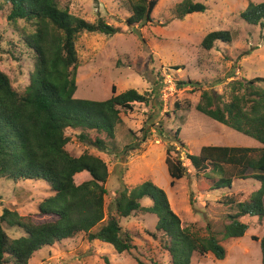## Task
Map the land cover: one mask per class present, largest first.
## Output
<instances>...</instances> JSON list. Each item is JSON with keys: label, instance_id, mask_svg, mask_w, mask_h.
I'll return each mask as SVG.
<instances>
[{"label": "rangeland", "instance_id": "1", "mask_svg": "<svg viewBox=\"0 0 264 264\" xmlns=\"http://www.w3.org/2000/svg\"><path fill=\"white\" fill-rule=\"evenodd\" d=\"M130 1L59 0L61 8H67L74 16L92 23L102 18L119 29L112 36L84 33L78 38L80 67L75 98L106 100L114 96L112 87L115 86V95L135 89L152 99L149 105L136 104L133 111L121 112L123 123L115 130L117 151H101L80 142L75 137L78 131L73 130L67 131L71 141L66 150L75 157L87 151L108 165L106 213L117 191L151 181L166 192L182 228L189 227L202 237L211 231L218 233L228 217L237 212L236 207L226 203L228 198L247 202L260 184L251 177L252 170L245 172V167L226 166L235 177L232 188L213 191L203 173L197 174L192 169L186 154L197 155L204 146L256 149L262 145L199 113L195 106L203 90H213L227 101L233 79L264 78V27L248 25L240 17L249 3L260 4L264 0H194L204 4L207 10L183 19L175 13L183 0H159L152 20L142 26L126 23ZM215 31H229L232 42H217L207 51L202 41ZM33 57L0 15V69L20 93L30 83ZM190 81L194 84L190 85ZM159 124L171 132V137L161 134L157 129ZM177 130L185 148L173 141ZM169 149H172L171 156L167 154ZM168 157L173 161L180 157L189 170V175L175 181L174 186L167 168ZM82 174L76 176L77 184L90 179L87 172ZM50 195L52 191L41 181L0 179V216L4 208L15 209L22 215H35L39 204ZM141 203L152 204L147 198ZM242 220L248 225V231L241 238L222 242L226 250L224 260L216 259L212 253L201 256L194 252L191 264H262L260 240L264 236V217L246 216ZM35 221L44 219L35 216ZM156 224L157 217L146 213L121 220L136 246L130 253L119 255L112 246L100 241L89 242L80 234L43 248L33 255L30 264H172L162 246L161 235L156 232ZM6 233L12 239L25 236L17 227L7 229ZM153 233L157 236L153 237Z\"/></svg>", "mask_w": 264, "mask_h": 264}, {"label": "trees", "instance_id": "2", "mask_svg": "<svg viewBox=\"0 0 264 264\" xmlns=\"http://www.w3.org/2000/svg\"><path fill=\"white\" fill-rule=\"evenodd\" d=\"M158 3L159 0L130 1V16L126 23L142 26L150 22ZM206 10L202 3L183 0L175 13L183 19ZM0 15L34 56V69L24 93L18 92L9 76L0 69V179L41 181L52 191V195L39 204L35 215L3 209L0 264H30L33 255L43 248L80 234H84L89 242L100 241L112 246L119 255L130 253L136 246L121 220L137 213L157 217L156 232L161 235L162 246L169 253L172 264H191L194 252L201 256L212 253L216 259L224 260L226 250L222 242L241 238L248 231L249 227L242 219L264 217V78L233 79L227 101L213 90H203L195 106L199 113L262 145L256 149L204 146L197 155L186 154L192 169L197 174L203 173L213 191L232 188L235 177L226 166L245 167V172L252 170L251 177L260 184L259 190L247 202L238 203L232 197L228 198L226 203L236 207L237 212L228 217L218 233L211 231L202 237L189 227H181V220L172 210L166 192L151 181L117 191L106 213L108 165L87 151L75 157L66 150L71 141L67 131L73 130L78 131L75 137L80 142L101 151H117L115 130L123 123L121 112L133 111L136 104L149 105L152 100L135 89L115 95V86L112 87L114 96L106 100L75 98L80 67L76 48L78 38L84 33L112 36L119 29L102 18L92 23L74 16L67 8H61L59 0H0ZM240 17L248 25L264 27V2L249 3ZM217 42L231 43V33L211 32L202 41V47L209 51ZM157 129L163 135H172L162 124ZM172 138L185 148L179 130ZM172 149L168 150L169 156ZM166 163L172 178L171 186L189 175L188 167L180 157L176 161L168 157ZM83 172H87L90 179L77 184L75 178ZM145 198L150 199V206L142 205ZM35 216L44 221L36 222ZM98 226L100 228L94 231ZM15 227L22 229L25 236L10 238L6 230ZM260 250L264 264V236L260 240Z\"/></svg>", "mask_w": 264, "mask_h": 264}, {"label": "crops", "instance_id": "3", "mask_svg": "<svg viewBox=\"0 0 264 264\" xmlns=\"http://www.w3.org/2000/svg\"><path fill=\"white\" fill-rule=\"evenodd\" d=\"M82 174V173H81ZM79 175V174H78ZM83 175V174H82ZM84 182V181H83ZM81 184V183H80Z\"/></svg>", "mask_w": 264, "mask_h": 264}]
</instances>
